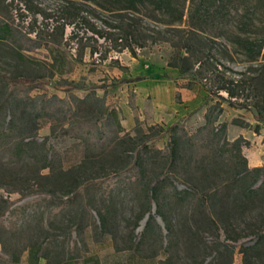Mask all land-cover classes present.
I'll return each mask as SVG.
<instances>
[{
	"label": "trees",
	"instance_id": "trees-1",
	"mask_svg": "<svg viewBox=\"0 0 264 264\" xmlns=\"http://www.w3.org/2000/svg\"><path fill=\"white\" fill-rule=\"evenodd\" d=\"M21 2L34 23L37 16L44 21L55 20L47 30L49 39L44 43L35 42L30 50L46 47L51 67L59 75L66 73L70 64L62 46L68 48L76 39L93 40L96 46L102 40L101 46L106 44L108 50L119 53L129 50L134 57L137 54L134 45L143 50L155 44H167L172 50L168 67L177 69L181 76L199 79L218 101L205 110L204 123L193 131L187 129L184 120L166 130L159 127L167 141L163 149L149 151L155 155V163L161 164V171L151 182L143 181L146 164L143 156L136 158L125 174L84 178L79 172L71 174L70 169L66 171L57 164L48 145L49 138L39 141L41 122L45 119L67 124L64 136L87 146H98L108 139H119V134L124 132L119 111L95 96L73 101L68 97H31L34 87L26 83L33 81L16 84L7 78L8 96L0 97V152L8 153L19 162H32L27 174L16 173L0 163V190L7 194L0 193V244L10 262L18 264L24 251L29 252L31 264H38L40 259L49 260L51 244L57 242L62 246L59 238L64 239L62 234L49 230L54 229V218L67 209L73 211L75 219L74 227L67 233L76 237L69 245L67 260L85 259L88 248L84 234L89 230L102 239L111 233L116 209L129 190L128 184H120L125 179L131 182L130 188H141V194H136L140 207L134 228L149 215L137 250H142L147 240L156 239L162 243L164 255L160 264H168L174 253V212L188 210L193 221L191 226L199 228L195 219L202 215L203 224L213 231L217 240L216 245L194 255L191 264H232L231 260L222 259L231 256L237 247L242 264H264V167H249L244 154L249 142L242 137L228 140V123L220 121L224 104L232 109L264 112V0H65L59 13L40 7L34 0ZM67 26H73L69 35ZM9 31V22L0 21V41L8 38ZM55 35L58 38L51 39ZM215 45L240 53L249 63L247 69L233 71L221 63L214 53ZM98 51L99 47H93L91 56ZM105 59L106 51L101 55V60ZM59 107L62 109L58 110ZM85 108L88 112H99L101 121L77 120V116L85 119L82 116ZM256 120L264 122L260 116ZM232 123L249 127L241 119ZM259 129L257 126L255 131ZM102 153L103 149L96 155ZM44 170L49 173L43 174ZM126 174L131 177L126 178ZM177 184L185 188L179 189ZM98 192L100 198L96 202ZM13 193L20 194V199L12 200ZM169 198L173 204L165 208L163 202ZM153 204L163 227L151 215ZM246 216H253L255 222L246 223ZM20 217L27 227L34 221L42 223L43 218L47 224L30 237L21 254L15 253L2 238L6 234L15 236L19 231L15 221ZM150 227H154L152 238L145 239ZM221 235L225 237L224 242L220 241ZM249 237H253L251 243L240 244ZM77 246L81 249L75 256ZM155 256L157 253L150 255ZM56 259L57 264L65 262L63 255ZM96 264L99 263L96 261Z\"/></svg>",
	"mask_w": 264,
	"mask_h": 264
},
{
	"label": "rangeland",
	"instance_id": "rangeland-1",
	"mask_svg": "<svg viewBox=\"0 0 264 264\" xmlns=\"http://www.w3.org/2000/svg\"><path fill=\"white\" fill-rule=\"evenodd\" d=\"M64 1L34 0L37 5L52 13H59ZM57 16L58 14L55 17ZM0 21H8L10 24L8 38L5 41H0L1 98L8 96L7 78H11V81L16 84L29 80L33 82L26 83V85L34 87L30 92L31 97L42 95L47 99H52L53 96L61 99L68 97L73 101L75 98L95 96L103 98L106 104L109 103L108 105L116 106L121 110L120 123L123 119L125 122L123 108L127 115L128 110L131 109L133 115L137 117L135 127L128 133L121 132L119 139H108L107 142L98 146H87L80 140L64 136L67 124L44 119L41 122L38 139L42 141L44 138H49L48 145L53 149L57 164L66 171L70 169L71 174L79 172L84 178L112 176L118 172L125 174L133 166L135 159L143 156L146 161L143 181L149 183L161 171V164L155 163L156 157L149 151L152 152L155 148H164L167 136L160 133L159 127L166 130L171 126L164 121L169 122L174 115L172 107L180 105L184 108L185 112L176 118H180L179 121L184 120L187 129L193 131L200 125L203 112L218 101L217 97L210 94L199 79L181 76L177 69L168 67L172 50L167 44H155L143 50H139L134 45L137 53L134 57L129 50L120 53L108 50L109 46L106 44L104 47L101 46L103 45L102 40H99L96 46L93 40L83 39L80 42L79 39H76L68 48L62 46L63 51L70 59V64L67 72L59 75L51 67L52 60L46 47L30 50L38 42L44 43L46 39H49L47 30L49 31L55 24L54 19L44 21L42 17L37 16V23H34L21 0L16 2L0 0ZM72 30L73 26H67L66 33L69 35ZM37 34H40L41 37L36 36ZM90 36L91 34L88 33L87 37ZM57 38L58 35L51 37V39ZM82 47H85L84 51L81 50ZM93 47H99L100 51L91 56ZM213 48L217 59L233 71H245L249 66L244 57L235 50H227L220 45H215ZM105 51L106 59L101 60V55H104ZM222 95L227 96L225 93ZM54 103L55 101H52V104ZM136 103L139 105L137 109L134 106ZM223 106L225 110L222 117L230 122L235 120V117H244L253 123L259 116L264 118V112L257 114L253 110L248 112L229 108L226 104ZM61 109L58 108V110ZM82 116L85 119L77 116V120L101 121L99 112H88L87 108L84 109ZM103 119L106 118L103 117ZM161 119V123L155 122ZM260 123L264 127V122ZM101 149H103V153L99 156L96 155ZM0 163L16 173L25 174L29 173L32 166L31 161L19 162L4 151L0 152ZM166 169L167 167H165ZM125 177L129 178L131 174H126ZM130 183L125 179L120 183L123 186L128 184L129 190L120 200V207L116 209L111 233L102 239L93 236L89 230L84 234L85 246L86 249L88 248L85 259L75 258L70 262L67 260L69 245H72V242L76 240L74 234L68 235L69 233H67L68 229L74 227L73 222L75 221L73 211L67 209L54 218V229L49 230L50 233L64 236V239L59 238V241H63L62 246L57 242L52 243L49 260L40 259L38 264H57L56 257L58 255L64 256L65 262L62 264H96V261L99 264H160L159 260L164 259L161 242L156 239L147 240L142 245L144 250L136 249L143 238L149 215L134 228L135 216L140 207L136 194H141V188L140 186L130 188ZM177 187L185 188L181 184H177ZM0 193L7 195L3 190H0ZM99 194V192L96 193V202L100 198ZM11 196L12 200H18L21 197L18 193H13ZM58 197L62 198L60 195ZM172 204V198L163 202L165 208ZM151 215L163 227L161 219L156 215L154 204ZM190 216L188 210L176 209L174 212L176 228L173 240L174 253L168 264H191L194 255L217 244L213 231L203 224L202 215L196 216L195 219L199 228L191 226L193 221ZM245 220L246 223L255 222L253 216H246ZM15 223L19 227L15 236L6 234L2 237L15 253L22 252L29 244L30 237L38 233L41 227L47 225L46 218H43L42 223L34 221L30 227L25 226L24 219L21 217L17 218ZM153 233L154 227H150L145 239L152 238ZM252 238L243 239L240 244H249ZM224 239L225 237L221 235L220 241L224 242ZM80 247L77 246L74 250L75 256L80 253ZM1 250L2 245L0 244V264H12L8 256ZM153 253H157V256L150 257ZM144 254L147 257L143 256ZM222 260L224 262L231 260L232 264H242L240 248L237 247L231 256L227 255ZM18 264H31L28 251L22 252Z\"/></svg>",
	"mask_w": 264,
	"mask_h": 264
},
{
	"label": "crops",
	"instance_id": "crops-1",
	"mask_svg": "<svg viewBox=\"0 0 264 264\" xmlns=\"http://www.w3.org/2000/svg\"><path fill=\"white\" fill-rule=\"evenodd\" d=\"M108 104H106V105L110 106ZM134 106H136V109H137L139 105L136 103ZM112 107L116 108L119 111V115H121V110L118 109V107H116V106H112ZM172 111L174 112V115L172 116V118L170 120L168 119L169 122L164 121L168 125H172V124L176 123L177 121H179L180 118L177 119L176 117L181 116L183 114V112H185L184 108L181 107L180 105L173 106ZM122 112H123V115L125 117V122L123 119V121L121 122V126H122L124 132H129L133 127H135L137 117H135L133 115L131 109L128 110V115L125 113L124 108H123ZM204 113H205V111L201 115L200 125H202L204 123V120H203ZM235 118L244 120L246 123L249 124V127L244 128L242 126L235 125L232 123V121L230 122L221 116L220 121L221 122L226 121L228 123V128H227L228 140L234 141V140L242 137L243 139L248 141L249 146L244 148V154L248 159L249 167L250 168L264 167V127H262L261 123L258 121L253 123V122L245 119L244 117H240V118L235 117ZM155 122L161 123L162 119L156 120ZM257 126L260 127L258 132L255 131ZM48 173H49L48 170L43 171V174H48ZM90 194L92 195V191ZM118 207H120V205ZM93 214H95V213L93 212Z\"/></svg>",
	"mask_w": 264,
	"mask_h": 264
}]
</instances>
